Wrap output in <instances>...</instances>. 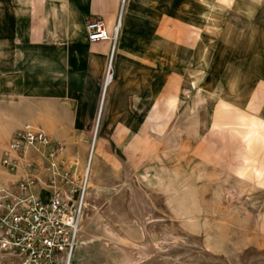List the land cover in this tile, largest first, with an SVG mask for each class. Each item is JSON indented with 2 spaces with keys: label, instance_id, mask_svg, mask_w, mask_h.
Listing matches in <instances>:
<instances>
[{
  "label": "rangeland",
  "instance_id": "1",
  "mask_svg": "<svg viewBox=\"0 0 264 264\" xmlns=\"http://www.w3.org/2000/svg\"><path fill=\"white\" fill-rule=\"evenodd\" d=\"M168 1L169 8H183L185 16L199 7L194 0ZM127 2L119 0L118 35L115 25L106 26L112 45L120 30L154 23L141 14L129 16ZM214 2L209 14L217 12L223 18L226 13L233 22L243 23L233 13H249L255 26L264 25V0ZM145 7L135 13H144ZM226 19L217 22L225 28L231 23ZM183 28V84L169 86L173 87L166 101L154 110L139 111L143 115L136 118L132 133L123 128L102 132L114 81L111 50L98 115L84 134L83 159L80 150L68 153L61 148L57 160L72 172V185L79 187L83 179L87 183L71 264H264V114L250 116L223 100L224 62L211 77L218 79L215 88L207 75L201 80L206 70L197 39H203L205 25L185 20ZM108 75L111 80L105 87ZM263 98L264 93L258 97L257 113L264 111ZM16 114L13 102L3 103L2 80L0 160L13 134L23 127ZM49 135L52 139L54 134ZM101 141H106L103 149L98 146ZM37 173L40 179L34 188L42 199L68 187L61 179L50 184L43 172ZM14 182L0 164V186Z\"/></svg>",
  "mask_w": 264,
  "mask_h": 264
},
{
  "label": "crops",
  "instance_id": "2",
  "mask_svg": "<svg viewBox=\"0 0 264 264\" xmlns=\"http://www.w3.org/2000/svg\"><path fill=\"white\" fill-rule=\"evenodd\" d=\"M214 1L194 0L199 7L185 16L183 8H169L168 0H128L129 16L141 14L154 23L143 29L120 30L112 45L90 42L86 27L99 21L108 28L115 25L113 32L118 35L119 0H0L3 103H14L21 118L18 125L54 134L52 139L68 153L80 150L82 160L87 142L84 134L91 131L98 115L111 50L114 81L102 132L123 128L132 133L142 110H154L158 102L167 100L173 87L169 86L183 84V26L190 20L205 25L203 39H197L202 42L204 53L199 60L206 70L201 80L207 75L215 88L218 79L211 77L224 62L223 100L245 114L263 116L264 111L257 113L255 106L264 93V25L255 26L252 14L231 12L244 22H233L225 13L223 18L229 17L226 20L231 23L224 28L217 22L224 20L221 15L209 14L212 4L217 5ZM141 5L146 6L144 13H135ZM104 142L99 148L105 147ZM34 192L38 194L39 189Z\"/></svg>",
  "mask_w": 264,
  "mask_h": 264
},
{
  "label": "built area",
  "instance_id": "3",
  "mask_svg": "<svg viewBox=\"0 0 264 264\" xmlns=\"http://www.w3.org/2000/svg\"><path fill=\"white\" fill-rule=\"evenodd\" d=\"M86 28L90 42L111 41L102 22H89ZM61 148L45 132L25 125L4 149L0 164L14 177L15 188L0 186V264H71L86 179L79 187L72 185V172L57 160ZM38 171L50 184L61 179L68 187L55 189L42 199L34 192Z\"/></svg>",
  "mask_w": 264,
  "mask_h": 264
},
{
  "label": "bare ground",
  "instance_id": "4",
  "mask_svg": "<svg viewBox=\"0 0 264 264\" xmlns=\"http://www.w3.org/2000/svg\"><path fill=\"white\" fill-rule=\"evenodd\" d=\"M117 29H118V27L116 26V28H115V32L117 31ZM113 39V38H112ZM110 75H108L107 76V79H106V85L110 82ZM85 175H88V168H87V170L85 171V173H83V178H84V176ZM86 185H87V183H86Z\"/></svg>",
  "mask_w": 264,
  "mask_h": 264
}]
</instances>
